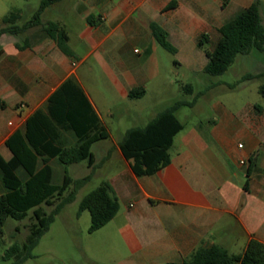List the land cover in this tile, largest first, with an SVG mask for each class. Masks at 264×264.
<instances>
[{
	"label": "crops",
	"instance_id": "obj_1",
	"mask_svg": "<svg viewBox=\"0 0 264 264\" xmlns=\"http://www.w3.org/2000/svg\"><path fill=\"white\" fill-rule=\"evenodd\" d=\"M170 1L61 0L45 8L38 24L0 36V156L4 160L11 157L6 139L22 130L27 117L43 107L67 78L82 88L108 138L112 134L106 122L114 117L116 107L122 108L120 121L131 125L120 123L119 139L111 145H101L103 141L92 145L100 146L105 161L116 153L123 165L111 167L104 180L117 198L118 212L94 233L87 229L93 236L105 230L84 249L86 254L105 256L97 259L92 254L87 257L91 264H181L200 247L219 245L237 255L252 239L264 244V112L260 108L236 116L223 104H212L207 127L183 125L168 150L169 163L151 175L136 177L118 147L126 130L144 126L165 108L125 106L126 101L145 98L160 75V46L149 29L151 23L167 32L178 55L191 41L198 47L202 34L210 40L214 33L216 42L218 28L253 2H258L260 17L264 12V0H176V8L164 10ZM36 10H20L16 25L29 22ZM48 22L65 30L74 59L45 35ZM134 44L141 50L130 54ZM186 55L196 57L194 51ZM205 64L206 60L203 68ZM138 87L144 95L129 98V90ZM25 108L30 110L23 116ZM66 136L73 141L70 134ZM97 166L94 157L90 171Z\"/></svg>",
	"mask_w": 264,
	"mask_h": 264
},
{
	"label": "trees",
	"instance_id": "obj_2",
	"mask_svg": "<svg viewBox=\"0 0 264 264\" xmlns=\"http://www.w3.org/2000/svg\"><path fill=\"white\" fill-rule=\"evenodd\" d=\"M61 0H40L31 20L24 25H16L20 10L9 12L2 18L3 33H17L40 22L45 8ZM177 1L171 0L164 10L176 8ZM88 22L91 23L90 19ZM158 45L171 54L176 53L167 39V32L156 23L149 26ZM218 39L211 50H203L206 64L204 73L222 75L239 54L251 51L264 52V24L260 17L258 2L251 3L233 18L218 28ZM44 33L52 39L62 54L70 59L75 55L68 46V36L57 23L48 22ZM209 41L207 34L199 36L197 46L203 49ZM185 95H192L189 84L181 85ZM264 95V86L259 88ZM197 93L192 101L176 100L165 106L144 126L131 127L119 140L118 147L123 158L130 161V169L136 177L151 175L169 163L168 150L174 136L182 130L183 124L176 113L182 107H193ZM144 95L141 87L129 90V98ZM70 134L73 141L66 135ZM109 132L101 123L82 88L72 79H65L47 98L43 107L36 109L24 122L22 130H16L5 141L11 153L9 160L0 156V180L5 192L0 194V234L8 218L22 220L31 212V221L26 227L28 234L21 245L13 244L3 256L7 264H23L33 259V250L42 236L49 230L55 217L72 203L78 191L92 177V170L81 178L71 177L66 170L60 184H53L51 162L64 166L87 161L93 168L94 156L91 147L105 140ZM249 167L253 164L250 159ZM53 206L46 212L43 206ZM119 209L117 198L108 182L102 181L96 188L80 200L77 216L83 211L90 214L88 233H94L108 224ZM181 264H264V244L250 240L242 253L230 254L219 245L196 249Z\"/></svg>",
	"mask_w": 264,
	"mask_h": 264
},
{
	"label": "rangeland",
	"instance_id": "obj_3",
	"mask_svg": "<svg viewBox=\"0 0 264 264\" xmlns=\"http://www.w3.org/2000/svg\"><path fill=\"white\" fill-rule=\"evenodd\" d=\"M39 1L0 0V17L2 18L14 10L33 11L38 8ZM261 20L264 24V12H262ZM21 22L23 23V21ZM215 38L216 35L211 34L210 40L204 43L202 50L195 47L191 41L184 50L180 48L178 55H173L159 47V78L149 85V92L145 98L140 101L136 99L126 101L125 106L133 110L141 108L159 110L176 100L192 101L193 97L201 92L202 94L197 98L194 107H182L176 113V116L187 128L201 124L202 130L205 129L207 122L213 117L211 105L215 103L223 104L236 116L245 114L248 108L256 107L264 112V95L259 93V88L264 86V52L251 51L248 54H239L226 72L219 76H212L203 71L202 64L206 60L203 50H211ZM133 49L139 52L141 47L139 44H134L129 49L130 54ZM193 51L196 54L195 58L186 55ZM197 55H200L199 61H197ZM174 61H177L178 64H175ZM91 84L96 86L94 83ZM186 84L192 86V95H185L182 92L181 85ZM117 102H120V100H117ZM156 103L160 105L154 107ZM29 110L25 108L22 115L28 114ZM121 111L122 108L116 107L114 117L106 122L112 138L102 140L105 144L101 145L109 146L114 140L119 139L117 126L120 123L127 128L131 126L126 125L124 120L120 121ZM99 147H92L95 165H98L93 170L92 178L78 191L75 200L67 204L55 217L49 230L33 250L35 258L28 259L23 264H91L88 262L87 257L95 255L97 259L105 258L102 252H88L86 254L84 251L89 241L93 237L100 236L105 230L97 232L95 236L89 235L87 233L90 226L89 212L83 211L77 216L82 197L107 179L111 167L115 169L123 165L122 160L117 157L116 153L111 155L109 161H105L106 154ZM51 166L53 168V184L61 183L64 170L76 179L87 175L90 171L86 160L68 166L53 161ZM0 187L4 193L6 190L2 186L1 180ZM52 208L53 206H43L46 212H50ZM30 217L31 212L22 220L6 219L0 234V264H7L3 256L10 246L13 244L21 245L24 242L28 234L26 226L32 222Z\"/></svg>",
	"mask_w": 264,
	"mask_h": 264
},
{
	"label": "built area",
	"instance_id": "obj_4",
	"mask_svg": "<svg viewBox=\"0 0 264 264\" xmlns=\"http://www.w3.org/2000/svg\"><path fill=\"white\" fill-rule=\"evenodd\" d=\"M242 147V145L241 144H239L238 145V148H241ZM245 162L244 161H240V164H244Z\"/></svg>",
	"mask_w": 264,
	"mask_h": 264
}]
</instances>
